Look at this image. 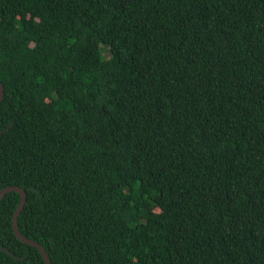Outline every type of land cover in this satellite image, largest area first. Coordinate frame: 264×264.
<instances>
[{"label":"trees","instance_id":"16d2710c","mask_svg":"<svg viewBox=\"0 0 264 264\" xmlns=\"http://www.w3.org/2000/svg\"><path fill=\"white\" fill-rule=\"evenodd\" d=\"M0 190L50 264H264V0H0ZM0 201V264H44Z\"/></svg>","mask_w":264,"mask_h":264},{"label":"water","instance_id":"95a60500","mask_svg":"<svg viewBox=\"0 0 264 264\" xmlns=\"http://www.w3.org/2000/svg\"><path fill=\"white\" fill-rule=\"evenodd\" d=\"M3 96H4L3 85L0 83V102L3 100ZM10 192H15V193H17L19 195V202L17 204V207H16V209H15V211L13 213L12 220H11V227H12V231H13L15 237L21 243L26 244V245H28L30 247H33V248L37 249L38 252L40 253L42 259H43L44 264H50L49 258L47 256L45 250L43 249V247L39 243L25 238L18 231L17 218H18V215H19L20 211L23 209V206H24V203H25V200H26L25 192L21 188L16 187V186L4 187L2 190H0V201L3 199V197L7 193H10Z\"/></svg>","mask_w":264,"mask_h":264}]
</instances>
